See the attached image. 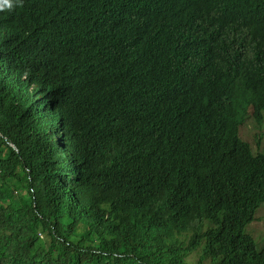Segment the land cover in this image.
<instances>
[{
  "label": "trees",
  "instance_id": "1",
  "mask_svg": "<svg viewBox=\"0 0 264 264\" xmlns=\"http://www.w3.org/2000/svg\"><path fill=\"white\" fill-rule=\"evenodd\" d=\"M202 5L208 19L218 9L225 18L209 35L218 44L229 41L231 19L258 36L228 75L231 96L214 94L219 109L207 111L208 122L184 94L146 105L134 84L107 106L68 93L76 101L68 122L61 119L65 108L54 105L61 74L92 52L119 58L122 38L135 37L126 31L94 42L104 32L61 29L62 49L39 67V88L30 92L13 68L0 71V264H264V242L257 248L244 231L264 199V182L248 186L252 173L264 179V153L245 164L229 141L239 114L264 107V0ZM186 50L213 54L203 39ZM223 115L222 136L213 127Z\"/></svg>",
  "mask_w": 264,
  "mask_h": 264
},
{
  "label": "clouds",
  "instance_id": "2",
  "mask_svg": "<svg viewBox=\"0 0 264 264\" xmlns=\"http://www.w3.org/2000/svg\"><path fill=\"white\" fill-rule=\"evenodd\" d=\"M110 1L112 4L102 9L96 0H0V71L5 67L13 68V72L9 69L12 77L32 89L41 80L39 67L47 59L54 60L62 49L61 29L71 34L85 28L104 32L94 38V42L97 38L113 42L116 34L126 31L135 37L122 38L124 53L119 58L92 52L79 58L68 73L61 74L54 101L56 110L59 108L61 112L65 108L61 119L68 122L70 106L76 101L68 93L90 100L92 106L101 103L107 106L113 103L111 97L118 95L121 88L134 84L143 89L139 93L140 101L146 105L155 97L169 99L174 94H184V99H189L187 104H192L194 116L199 115L201 122H208L207 111L219 109L214 94L231 96L228 75L243 66L246 49L255 46L258 39L255 27L250 29L243 19H231L229 41L221 45L209 35L225 26V18L220 20L221 10L218 9L217 16L208 19L202 0ZM200 39L213 50L208 58L206 50L199 55L187 53L186 49L198 46ZM224 74L227 80L221 79ZM206 105L208 108L203 110ZM131 110L135 108L130 105L127 113ZM249 116L262 120L264 107L260 115L251 107L239 114L229 136L245 164L254 155L264 153L263 149L253 148L240 134L241 125ZM213 130L222 136L226 134L224 115L215 122ZM252 176L248 186L257 190L256 186L264 179L253 173ZM230 187L238 189L234 180ZM260 206L264 207V199L257 203L251 220L244 227L255 244L247 228L255 220ZM195 231L199 237H206V228L199 229L196 225ZM263 242L258 245L261 247Z\"/></svg>",
  "mask_w": 264,
  "mask_h": 264
},
{
  "label": "rangeland",
  "instance_id": "3",
  "mask_svg": "<svg viewBox=\"0 0 264 264\" xmlns=\"http://www.w3.org/2000/svg\"><path fill=\"white\" fill-rule=\"evenodd\" d=\"M240 134L242 138L248 141L253 148L264 150V117L257 121L249 116L241 125ZM248 228L247 232L256 240L257 247L260 248L261 242L264 240V207L260 206L257 213ZM199 258V253L196 252L189 258L191 262H196Z\"/></svg>",
  "mask_w": 264,
  "mask_h": 264
},
{
  "label": "bare ground",
  "instance_id": "4",
  "mask_svg": "<svg viewBox=\"0 0 264 264\" xmlns=\"http://www.w3.org/2000/svg\"><path fill=\"white\" fill-rule=\"evenodd\" d=\"M32 84H33V83H32ZM37 85H38V84H35V85L33 86V88H32V89H30V88H29V89H30L29 91H32V90H34V88H39V87H37Z\"/></svg>",
  "mask_w": 264,
  "mask_h": 264
}]
</instances>
